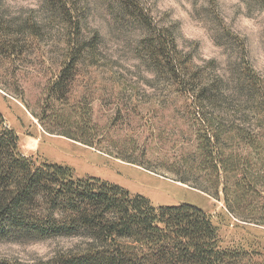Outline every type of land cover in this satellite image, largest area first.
I'll list each match as a JSON object with an SVG mask.
<instances>
[{"label": "rangeland", "instance_id": "1", "mask_svg": "<svg viewBox=\"0 0 264 264\" xmlns=\"http://www.w3.org/2000/svg\"><path fill=\"white\" fill-rule=\"evenodd\" d=\"M68 1L75 7L72 22L46 0H2L8 16L24 26L16 37L22 52L0 56V112L5 117L0 130L13 128L23 153L68 164L80 176L107 179L155 204L199 205L218 225L226 247L264 252V225L235 217L222 198L194 186L204 183V172L197 169L193 99L142 59L145 30L120 14L114 0ZM139 1L174 33L193 68L201 67L203 81L215 83L224 75L232 89L246 61L264 78V0ZM74 34L87 46L66 96L57 99L60 94L50 89ZM259 89L264 98V85ZM251 104L246 98L224 105L231 112L242 108L247 115L242 121H254L247 109ZM67 120L68 129H85L84 137L96 146L58 134ZM173 171L190 182L178 180ZM85 246L79 236L0 240V261L44 264Z\"/></svg>", "mask_w": 264, "mask_h": 264}, {"label": "trees", "instance_id": "2", "mask_svg": "<svg viewBox=\"0 0 264 264\" xmlns=\"http://www.w3.org/2000/svg\"><path fill=\"white\" fill-rule=\"evenodd\" d=\"M46 1L65 20L73 21L75 7L68 0ZM114 1L120 14L145 30L142 59L156 75L169 77L193 99L197 169L204 172V183L194 186L222 198L235 217L264 225V98L259 89L264 78L257 77L246 61L245 72L232 89L224 75H218L215 83L203 81L201 67L193 68L192 57L179 48L174 33L161 27L139 0ZM17 24L0 0V56L22 52L16 37L24 25ZM74 37L60 77L50 89L60 94L57 99L66 96L68 80L87 46L78 35ZM246 98L253 100L247 109L254 121H242L247 116L242 108L233 107L231 112L224 105ZM4 121L0 112V122ZM67 126L58 134L96 146L84 137L85 129L77 133ZM173 172L178 180L190 182L181 172ZM59 236L83 237L86 246L44 264H264L262 251L226 247L218 225L203 207L190 202L155 204L145 194L107 179L80 176L68 164L27 155L19 148L18 133L4 126L0 130V240Z\"/></svg>", "mask_w": 264, "mask_h": 264}]
</instances>
